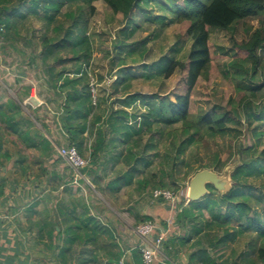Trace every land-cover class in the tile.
Instances as JSON below:
<instances>
[{"label":"rangeland","instance_id":"374dc122","mask_svg":"<svg viewBox=\"0 0 264 264\" xmlns=\"http://www.w3.org/2000/svg\"><path fill=\"white\" fill-rule=\"evenodd\" d=\"M156 1L160 2L162 6L170 7L182 5L183 0H150L146 5L145 15L151 20L164 18L165 27L157 21L147 23L137 10L132 11L133 13L127 17L121 13L116 15L103 1L95 2L93 4L96 8L95 13L91 14L87 11L88 16L82 19V25L85 24L84 26L88 29L91 48L89 51L91 63L87 70L84 66L83 69L84 74L86 76L88 74V78L86 76L85 78L89 80L96 98L95 102L98 98L105 99L107 105L113 104L114 109L119 108V105L115 103L118 99L110 95L113 88L120 86L125 75L132 78L124 84L125 89L120 87L122 92L124 91L123 93H126L127 96L137 95L141 100L145 98L149 102L147 104L155 106H159L160 98H162L161 106L166 113H168V102L175 101L179 94L187 93L188 69L180 70L170 79H165L161 76V72L165 69L161 60L166 59L167 62L182 60L188 65L187 55L192 42L187 34L188 24H178L176 17L171 15L168 10L165 11L164 8L158 6ZM143 6H145L144 3ZM41 17L31 16L18 23V33L11 30L10 37L13 36V42H7L0 38V93L3 92L6 97L7 108L11 105L18 107L20 117L26 118L28 120L26 124H30L34 129L43 130L46 129V125L51 128L55 126L63 128L67 134L64 129V119L67 116L64 107L66 103L65 91L67 90L58 93V89L54 86V80H51L49 76L48 66L56 67L58 70L63 68L66 73L71 71L74 73L76 67L81 65L71 62L69 65L62 64L61 60H68L67 55L54 48V54L45 58L42 42L47 35L53 37L54 33L47 32L46 20ZM58 20L59 24H64V29L70 25L63 15H60ZM260 20H263V17L240 23L233 38L239 43L247 41L259 27ZM59 37H64V33ZM211 37L215 44L217 57L209 79L200 80L198 83V95L204 100H209L210 106H217L219 113L232 112L235 115V121L230 126L241 131L242 134L235 147H231L229 137L216 136L214 138L207 137L203 142L194 144L183 152L182 149L186 147V144L180 147L185 139L182 136L181 125L172 127L164 125L157 127L156 125L154 134L145 135L141 141L143 146L149 141V166L146 168L147 166L140 162V165L138 164L139 171L136 172L132 165L123 160L126 155V146L121 141L125 140V136L120 138L110 127H105L104 132L108 136V143L114 140V143H110L107 148L108 156L105 164L107 171L110 170V166L114 165L117 171L125 173L116 180L123 179L121 186L127 187V189L124 188V193L129 195L132 193L133 202L139 197L137 192L142 190L145 193L144 201L149 203L151 212L157 210L159 213L158 209L161 210V204L164 205L166 200L153 198L154 180L165 184L166 188L164 187V189L174 192L178 196L179 204L184 203L187 206L189 182L197 172L203 169L215 171L219 168L218 164H226L227 166L219 172L223 175L235 166L237 159H241V156L236 153L240 146H243L244 149L251 148L253 162L255 160L262 162L257 167L258 169L262 168V173L254 172L248 179V186L251 187L248 196L252 195L249 205L255 210V212L249 213V217L252 220L260 218L262 222L260 226H262L264 224V205H260L258 199H264V160L262 158L260 160L259 156L260 150L264 148V137H259V134L264 132V70L259 69L256 75L247 76L242 69L232 65L239 63L244 69L245 67L249 69V73L252 72L250 65L236 58L231 35L225 31L214 30ZM74 64L77 65L73 67ZM118 76H120L119 80ZM252 91L256 92L258 97L254 101L255 103H250L249 109L253 110L256 116L248 120L247 113L242 110L240 100L244 96L249 97ZM34 93H37L46 103L42 117L38 120L27 101L28 97ZM119 95L122 96V94ZM141 100L126 109L130 116H137V120H140L139 117H142L146 112L145 107H141ZM203 105L205 106V103ZM260 112L263 113V121L259 117ZM128 121H130L131 127L138 128L139 123H134V120ZM251 121L252 126L249 127L248 124ZM21 129L22 133L25 132L23 127ZM91 132L93 136L89 144L93 143L97 128L92 127ZM64 135L62 137L69 144ZM45 136L47 141L51 140L48 134ZM133 151L141 152L139 148H134ZM85 154H89L87 145ZM112 155L118 160L114 164L109 162ZM41 168L44 170V164ZM127 175L133 176L132 181L126 180ZM147 181L150 187L144 189L143 182ZM213 194L221 196L216 190ZM175 203L177 204V202ZM224 208L222 206L221 210L224 211ZM158 213L155 212V215ZM177 230L179 236L185 233L180 227ZM260 232L247 233L235 241L227 242L218 251L214 250L212 256L220 258L217 263L221 264H245L247 260H254L256 264H261L256 259L258 250L264 248V237L259 236ZM189 249L188 245L186 248H182V250H186L187 257ZM196 251V249H192V252Z\"/></svg>","mask_w":264,"mask_h":264},{"label":"trees","instance_id":"16d2710c","mask_svg":"<svg viewBox=\"0 0 264 264\" xmlns=\"http://www.w3.org/2000/svg\"><path fill=\"white\" fill-rule=\"evenodd\" d=\"M98 1L105 2L116 15L121 13L127 17L133 13L132 11L137 10L147 23L157 21L165 27L164 18L151 20L145 15L146 5L150 0H0V38L7 42H13V36L10 37L11 30H15L17 34L18 23L31 16H42L41 18L46 20L47 32L54 33L53 37H48L46 33L47 36L42 42L45 58L54 54V48L67 55L68 60H61L62 64L80 63L81 66L76 67L74 73L72 71L66 73L63 68H60L63 71L58 70L56 67L48 66L47 63L46 66H48L49 76L51 80H54V86L58 89V93L67 90L65 91L66 103L64 105L67 116L64 119V129L67 133L69 146L76 147L81 156L86 159L85 146L87 145L88 158L90 159V168L87 169L96 172L101 155L107 156V148L110 143H114V140L108 143V136L104 132L105 127H110L120 138L125 136V140L121 141L126 146V155L123 160L132 165L136 172L139 171L140 162H143L147 166L146 168L149 166V141L145 146L141 141L145 135L154 134L156 125L157 127L181 125L182 136L185 139L180 147L186 144V147L182 149L183 152L188 147L203 142L207 137L214 138L216 136L229 137L231 147H235L238 139L242 137L241 131L230 126L235 121V115L232 112L219 113L217 106H210L209 100H204L198 95V83L200 80L209 79L212 66L216 61L217 52L211 37L214 30L225 31L231 35L236 58L250 65L252 72L249 73V69L246 67L244 69L239 63L232 64L233 66L242 69L247 76L256 75L259 69L264 70V0H183L182 5L170 7L155 2L175 16L178 24H188L187 34L192 41L187 55L188 65L182 60L168 62L166 59L161 60L162 66H165L161 76L165 79H170L180 70L188 69L187 93L179 94L175 101L168 102V113L161 106L162 98H160L159 106H155L147 104L149 102L145 98L141 100L137 95L127 96L126 93H123L124 91L122 92L120 87L125 89L124 84L132 78L129 75H125L120 86L113 88L110 95L118 99L115 103L119 105V108L114 109L113 104L107 105L105 99L99 98L97 104H94L93 90L89 80L85 78L83 69L84 66L87 70L91 63V54L89 53L91 48L88 29L84 26L85 24L82 25V19L88 16L87 11L91 14L95 13L96 8L93 4ZM60 15H63L65 20L70 23L68 28L64 29V24H59ZM260 17H263V20H260L259 27L247 41L239 43L233 38L240 23ZM130 23L132 24V21ZM62 33H64V37L60 38ZM75 65L77 64H74L73 67ZM86 77L88 78V74ZM119 77H117L118 80ZM123 94L125 95L123 96ZM257 97V93L252 91L249 97L244 96L240 100L242 110L247 113L248 120L256 116L253 110L249 109V105L251 102L255 103ZM139 100H141V107H145L146 112L143 113L144 115L142 114V117H139L140 120H137L138 117L130 116L126 109L136 105ZM262 114L260 112L259 117L263 121ZM24 120L27 119L17 118L20 123H23ZM128 120L139 123L138 128L131 127ZM10 121H13V118H10ZM248 126H252V121ZM92 127H96L97 132L93 143L89 144L93 136ZM233 132L236 133L233 135L231 134ZM259 137L263 138L264 132L260 133ZM134 139L136 141H133ZM134 148H139L141 152H134ZM251 151V148L244 149L243 146L236 150V153L241 156V163L231 175L233 185L229 193L214 196L215 189L209 186L208 197L198 202H189L187 206L182 204V209L177 214V228H182L185 233L182 236L177 235V238H180L181 247L188 245L191 249L197 250L189 255V264H221L217 263L220 258H214L212 254H214V250L218 251L220 247H224L225 243L235 241L238 237L255 231H261L259 236L264 237V224L260 226L261 219L252 220L249 217V213L255 212V210L249 205L252 195L248 196V193L251 192L248 179L254 172L262 173V168H257L262 162L259 160L253 162ZM259 153L260 160L261 158L264 160V148ZM112 161L115 163L118 160L112 155ZM218 165L219 168L215 169L217 173L227 166L226 164ZM127 179L130 182L133 176L127 175ZM143 183L145 184L144 189L150 187L148 181ZM153 183L154 190L166 188L165 184L156 180ZM258 200L260 205H264L263 198ZM222 206L225 207L224 211L221 210ZM85 227L89 231L90 227ZM188 228L189 230H187ZM91 230L93 231V229ZM195 236L196 238H194ZM190 243L192 244L190 245ZM257 253L256 259L264 264V248H260ZM245 264H256V262L247 260Z\"/></svg>","mask_w":264,"mask_h":264},{"label":"crops","instance_id":"0c3cea01","mask_svg":"<svg viewBox=\"0 0 264 264\" xmlns=\"http://www.w3.org/2000/svg\"><path fill=\"white\" fill-rule=\"evenodd\" d=\"M31 97L39 102L28 103L41 119L45 100L37 93ZM19 113L16 106L7 108L0 93V264H142L143 244H154L161 234L165 238L152 264H189L192 249L187 257L177 238L179 201L151 212L141 190L133 202L123 179L116 181L125 173L114 165L107 171L105 154L96 172L84 171L88 182L75 183L57 151L69 146L63 128L46 125L45 133L27 120L18 122ZM109 162L114 164L112 156ZM148 221L156 228L144 242L134 226Z\"/></svg>","mask_w":264,"mask_h":264},{"label":"built area","instance_id":"2783aa9c","mask_svg":"<svg viewBox=\"0 0 264 264\" xmlns=\"http://www.w3.org/2000/svg\"><path fill=\"white\" fill-rule=\"evenodd\" d=\"M95 100L96 98L93 96V101L96 105L97 102H95ZM57 151L59 157L63 159L67 166L72 170L74 174V182L78 183L80 181H87L84 176V171L90 166V160L82 157L78 149L74 146H61L58 147ZM152 195L154 199H163L171 203L179 201L178 196L174 192L165 189H156L152 192ZM155 228V224L148 221L135 225L134 231L142 239V241L145 242L154 234ZM164 238L165 234H161L157 237L154 244H143L141 248L143 256L142 264H152L156 254H160V247L163 244Z\"/></svg>","mask_w":264,"mask_h":264},{"label":"water","instance_id":"95a60500","mask_svg":"<svg viewBox=\"0 0 264 264\" xmlns=\"http://www.w3.org/2000/svg\"><path fill=\"white\" fill-rule=\"evenodd\" d=\"M28 102L32 106H37L39 103L34 97H31ZM239 165L240 159H237L235 166L227 170L223 175L209 169L197 172L189 182L187 192L188 202H198L209 195V186H212L220 195L229 193L233 185L231 175Z\"/></svg>","mask_w":264,"mask_h":264}]
</instances>
